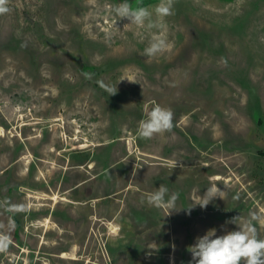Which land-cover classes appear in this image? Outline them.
I'll return each instance as SVG.
<instances>
[{"label":"rangeland","instance_id":"rangeland-1","mask_svg":"<svg viewBox=\"0 0 264 264\" xmlns=\"http://www.w3.org/2000/svg\"><path fill=\"white\" fill-rule=\"evenodd\" d=\"M123 2L0 14V264H189L197 237L264 218V0H175L162 31L124 27ZM153 34L170 47L149 59ZM157 104L173 130L141 139ZM161 184L180 210L148 205Z\"/></svg>","mask_w":264,"mask_h":264},{"label":"clouds","instance_id":"clouds-1","mask_svg":"<svg viewBox=\"0 0 264 264\" xmlns=\"http://www.w3.org/2000/svg\"><path fill=\"white\" fill-rule=\"evenodd\" d=\"M6 3L7 0H0V14L8 11ZM174 3L175 0H159V3L151 9L149 7L133 9L125 0V2L114 6L112 10L119 18L118 20L126 18L130 21L124 27L136 25L139 28H147L149 31L153 29L162 31L165 28L164 18L174 14ZM169 47L165 37L153 34L143 55L151 59L164 53ZM85 76L89 77L90 74L85 73ZM173 120V111L157 104L147 112L145 119L139 121L137 135L139 138L147 140L155 135L171 132L174 127ZM221 193L222 190L218 186L207 187L206 192L202 195V202L197 204L204 208L214 198H222ZM178 199V193L169 194V189L161 184L158 189L156 188L147 195L146 202L149 206L157 209H169V214H171L173 210L181 209L176 208ZM254 221L264 225V218L251 213L249 219L242 222H240L239 216L225 222L238 225V230L228 231L224 235L217 236L216 230L211 229L205 235L197 237L196 242L188 249L192 255L189 264H264V239L259 238ZM6 246L7 242L0 240V251L6 250Z\"/></svg>","mask_w":264,"mask_h":264},{"label":"bare ground","instance_id":"bare-ground-1","mask_svg":"<svg viewBox=\"0 0 264 264\" xmlns=\"http://www.w3.org/2000/svg\"><path fill=\"white\" fill-rule=\"evenodd\" d=\"M1 132H2V131H1V128H0V134H1Z\"/></svg>","mask_w":264,"mask_h":264}]
</instances>
